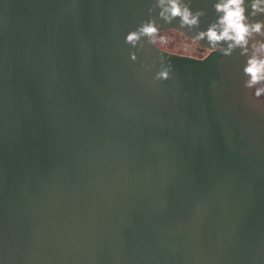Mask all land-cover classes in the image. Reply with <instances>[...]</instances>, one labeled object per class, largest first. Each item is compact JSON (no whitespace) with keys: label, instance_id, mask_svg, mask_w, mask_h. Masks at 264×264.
<instances>
[{"label":"water","instance_id":"water-1","mask_svg":"<svg viewBox=\"0 0 264 264\" xmlns=\"http://www.w3.org/2000/svg\"><path fill=\"white\" fill-rule=\"evenodd\" d=\"M221 2L0 0V264H264V11L229 49Z\"/></svg>","mask_w":264,"mask_h":264},{"label":"clouds","instance_id":"clouds-1","mask_svg":"<svg viewBox=\"0 0 264 264\" xmlns=\"http://www.w3.org/2000/svg\"><path fill=\"white\" fill-rule=\"evenodd\" d=\"M160 3L163 5L164 0H160ZM261 3H264V0H255L252 4V8L254 9L253 15H255L256 11H264V8H260ZM243 4L244 0H222L221 3H218L216 9L218 12L223 13L218 21V25H212L206 33H201L198 38L203 39L206 36L213 45H216L220 41H231L229 49L235 46H246L248 38L253 33L261 32L262 25L261 23L249 25L245 22ZM165 12L169 13L170 17L180 16L183 24L195 25L197 23V17L192 16L186 7L182 8L179 0H168V7L161 12V15L164 16ZM218 26L220 28L219 31H217ZM156 33L157 28L152 23L145 24L139 29V32L130 33L127 36V42L135 43L139 39L140 34L152 37ZM245 51H247L246 48ZM259 51L264 52V44L259 46ZM132 58L135 59V56ZM245 73L250 77L247 82L248 87H252L264 80V58H257L253 55L248 60ZM159 76L167 79L168 73L164 71ZM262 92H264V89H258L255 95L260 96Z\"/></svg>","mask_w":264,"mask_h":264},{"label":"rangeland","instance_id":"rangeland-1","mask_svg":"<svg viewBox=\"0 0 264 264\" xmlns=\"http://www.w3.org/2000/svg\"><path fill=\"white\" fill-rule=\"evenodd\" d=\"M160 48L179 55L192 56V57H203L204 54L199 52L194 46H192L185 39L178 36H164L159 41Z\"/></svg>","mask_w":264,"mask_h":264},{"label":"trees","instance_id":"trees-1","mask_svg":"<svg viewBox=\"0 0 264 264\" xmlns=\"http://www.w3.org/2000/svg\"><path fill=\"white\" fill-rule=\"evenodd\" d=\"M164 36H178L180 38H183L185 39L187 42H189L192 46H194L196 49H198L199 52L203 53L204 55L206 54V51L203 50L202 48L198 47L197 45H195L193 42L189 41L188 39L184 38L183 36L175 33V32H164V33H161L159 35L156 36V43L158 45V47L160 48V44H159V41H161L162 38H164Z\"/></svg>","mask_w":264,"mask_h":264}]
</instances>
